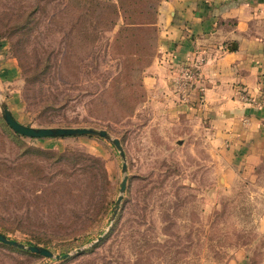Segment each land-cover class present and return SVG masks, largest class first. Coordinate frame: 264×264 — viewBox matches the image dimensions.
<instances>
[{
	"label": "rangeland",
	"instance_id": "rangeland-1",
	"mask_svg": "<svg viewBox=\"0 0 264 264\" xmlns=\"http://www.w3.org/2000/svg\"><path fill=\"white\" fill-rule=\"evenodd\" d=\"M163 1L119 0L114 15L117 0H0V103L24 126L104 130L124 155L87 136L13 137L0 117V234L68 255L0 243V264H264V166L227 177L176 67L151 85ZM137 11L150 24L125 29Z\"/></svg>",
	"mask_w": 264,
	"mask_h": 264
},
{
	"label": "crops",
	"instance_id": "crops-1",
	"mask_svg": "<svg viewBox=\"0 0 264 264\" xmlns=\"http://www.w3.org/2000/svg\"><path fill=\"white\" fill-rule=\"evenodd\" d=\"M157 27L152 87L161 85L163 66L203 54L202 86L189 91L187 114L220 145L227 177L255 179L264 166V0H165ZM237 89L252 102H241Z\"/></svg>",
	"mask_w": 264,
	"mask_h": 264
},
{
	"label": "water",
	"instance_id": "water-1",
	"mask_svg": "<svg viewBox=\"0 0 264 264\" xmlns=\"http://www.w3.org/2000/svg\"><path fill=\"white\" fill-rule=\"evenodd\" d=\"M229 51H232L231 49H228ZM0 117L3 120L4 124L14 133L30 138V139H36V138H62V137H79V136H87V137H93V138H99L102 140H106L110 142V144L115 148V150L118 152L119 157L122 159L124 158L122 148L120 146L119 141L116 138H111L109 134L104 130H96L93 128H62V127H51V128H33V127H27L24 125L19 124L17 121L13 119L9 111L7 110L4 103H0ZM120 171L123 174V177L119 183V189H118V196L116 200L113 203V206L110 210V217L109 221L113 220L114 216L116 215V212L119 207V203L122 198V194L126 187V180L127 177L125 175L126 172V165L123 162L120 167ZM0 243L6 246H9L11 248L24 250L26 252H29L31 254H35L37 256L48 258V259H55V260H63L68 257L67 254H63L61 256L54 255L50 250L45 249L40 246L36 245H24L23 243L11 240L6 238L4 235L0 234Z\"/></svg>",
	"mask_w": 264,
	"mask_h": 264
},
{
	"label": "built area",
	"instance_id": "built-area-1",
	"mask_svg": "<svg viewBox=\"0 0 264 264\" xmlns=\"http://www.w3.org/2000/svg\"><path fill=\"white\" fill-rule=\"evenodd\" d=\"M169 60L167 58H163L161 61ZM176 67V72L179 74L178 81L176 85L181 89L182 99L186 100L189 91L197 88L198 86H202L203 81V66H204V57L203 54H194L189 60L183 62L182 64H171V67ZM200 92H202V88H198ZM237 98L243 103H251V99L248 97L244 89L236 90Z\"/></svg>",
	"mask_w": 264,
	"mask_h": 264
},
{
	"label": "trees",
	"instance_id": "trees-1",
	"mask_svg": "<svg viewBox=\"0 0 264 264\" xmlns=\"http://www.w3.org/2000/svg\"><path fill=\"white\" fill-rule=\"evenodd\" d=\"M82 1H85V0H82ZM118 2H119V0H117V3ZM121 5L122 4L120 2L118 3V6H116V4H114V3H110L109 4L110 8H112V10H113L112 12L114 13V15L115 14H119L117 12V8H120ZM22 14L28 15V14L24 13L23 11H21L20 12L21 17H22ZM145 15H146L145 13H141L140 11H137V16L134 19H131L129 16H124L122 20L125 21V24L127 25V27H125V29L135 28V27H137L138 24H139V26H143V25H146V24L149 25L150 22H148L149 21L148 19H142V17H145ZM137 19H139L141 21H137ZM28 21L29 20L25 21L24 23L23 22H19L18 24L15 23L14 24L15 30H12V32L16 31L14 33H18V32H22L23 30H26L27 29L26 24L28 23ZM42 128H51V127H42ZM62 128H64V127H62ZM10 136L19 137V135L14 133V132H13V134H10Z\"/></svg>",
	"mask_w": 264,
	"mask_h": 264
}]
</instances>
